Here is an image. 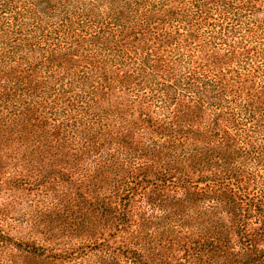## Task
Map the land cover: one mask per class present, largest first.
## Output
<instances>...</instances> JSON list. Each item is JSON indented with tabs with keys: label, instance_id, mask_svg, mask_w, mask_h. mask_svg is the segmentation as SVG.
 <instances>
[{
	"label": "trees",
	"instance_id": "16d2710c",
	"mask_svg": "<svg viewBox=\"0 0 264 264\" xmlns=\"http://www.w3.org/2000/svg\"><path fill=\"white\" fill-rule=\"evenodd\" d=\"M3 168L89 264H264V0H0Z\"/></svg>",
	"mask_w": 264,
	"mask_h": 264
},
{
	"label": "rangeland",
	"instance_id": "374dc122",
	"mask_svg": "<svg viewBox=\"0 0 264 264\" xmlns=\"http://www.w3.org/2000/svg\"><path fill=\"white\" fill-rule=\"evenodd\" d=\"M2 172H6V175L0 174V178L4 180L0 187V234H3L6 241L8 239L17 248L22 247V250L14 248L13 254L0 252L2 260L0 264H89L92 263V257H95L97 261L98 251L95 250L97 247H92L93 242L98 239L96 237H100L95 235L100 228H103V222L99 221L94 210L88 205L78 210L73 206H65L60 209L59 217L51 215L55 211L50 210L54 199L44 198L42 195L39 196L37 193L26 190H14L6 182L11 174L5 168ZM95 195L90 194L91 197ZM67 196L69 194L63 196L62 199L67 200ZM72 199L76 202L81 201L77 197H72ZM76 212L90 213L93 217L96 213L95 228L93 229L91 225L88 227L84 222L70 221V215H75ZM47 215H51V222L48 220L46 222V219L42 218H46ZM115 234L118 240L125 236L123 231ZM104 238L107 236L101 239ZM127 238L130 246L132 243L136 244L138 250L139 243L137 242L141 240H134L131 236ZM69 249L74 251L66 254ZM148 254V252L144 253V255ZM144 255L142 264L151 263ZM13 259L17 262L11 261Z\"/></svg>",
	"mask_w": 264,
	"mask_h": 264
}]
</instances>
